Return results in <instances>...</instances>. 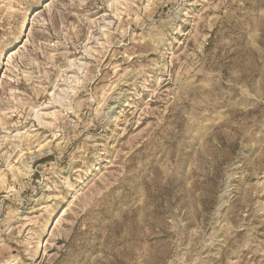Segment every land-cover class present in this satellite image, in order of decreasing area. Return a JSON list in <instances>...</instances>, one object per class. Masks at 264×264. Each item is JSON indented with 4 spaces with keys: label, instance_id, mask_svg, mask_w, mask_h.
<instances>
[{
    "label": "rangeland",
    "instance_id": "rangeland-1",
    "mask_svg": "<svg viewBox=\"0 0 264 264\" xmlns=\"http://www.w3.org/2000/svg\"><path fill=\"white\" fill-rule=\"evenodd\" d=\"M0 264H264V0H0Z\"/></svg>",
    "mask_w": 264,
    "mask_h": 264
}]
</instances>
